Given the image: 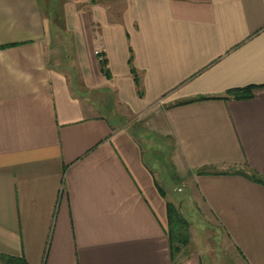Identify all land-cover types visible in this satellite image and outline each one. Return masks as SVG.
I'll use <instances>...</instances> for the list:
<instances>
[{
  "label": "crops",
  "instance_id": "crops-1",
  "mask_svg": "<svg viewBox=\"0 0 264 264\" xmlns=\"http://www.w3.org/2000/svg\"><path fill=\"white\" fill-rule=\"evenodd\" d=\"M249 172L264 176V0H0V256L207 264L172 253L175 176L231 264H264V186Z\"/></svg>",
  "mask_w": 264,
  "mask_h": 264
},
{
  "label": "rangeland",
  "instance_id": "rangeland-1",
  "mask_svg": "<svg viewBox=\"0 0 264 264\" xmlns=\"http://www.w3.org/2000/svg\"><path fill=\"white\" fill-rule=\"evenodd\" d=\"M55 37V46L59 47L64 52L66 57H70L72 54V49L74 48L73 38L69 35H65L62 31H59L54 35ZM68 66L70 61L67 59L65 62ZM122 112L117 110V112ZM111 112V110H110ZM111 114H113L111 112ZM138 116H129V123L133 129H145L146 124L144 121L139 119ZM162 145L163 140L149 141L146 140L145 145L146 149H154L155 154L162 156V159L165 160V155L168 153L167 146L160 147L159 143ZM163 150L162 152H159ZM153 152V151H152ZM148 162L151 165H155L153 153H148ZM165 167V164H162ZM167 169V168H166ZM168 185L171 186L170 181ZM167 191L172 193L174 205L179 209L183 218L189 224V242L186 247L182 248L180 254H189L192 252H201L207 264H231L232 257L231 251H228L227 246H225L224 238L217 229V225L209 216L207 210L205 209L203 202L195 194L194 190L187 185V183L180 181L174 176V188L168 187ZM227 245V244H226ZM233 260V259H232Z\"/></svg>",
  "mask_w": 264,
  "mask_h": 264
},
{
  "label": "trees",
  "instance_id": "trees-1",
  "mask_svg": "<svg viewBox=\"0 0 264 264\" xmlns=\"http://www.w3.org/2000/svg\"><path fill=\"white\" fill-rule=\"evenodd\" d=\"M100 66L102 67V72L105 76H109L107 63L103 59L100 62ZM254 97V89L247 90H239L230 92L225 98H218L219 100H237V101H245L251 100ZM208 99L201 98L194 102L206 101ZM191 102V103H194ZM245 176L250 178L252 181L264 186V176H260L255 172L245 173ZM168 235L172 245V253L174 256L180 254L183 247H186L189 242V224L183 218L179 209L173 205L168 204ZM0 261L2 264H26L21 259H16L8 256H0Z\"/></svg>",
  "mask_w": 264,
  "mask_h": 264
},
{
  "label": "built area",
  "instance_id": "built-area-1",
  "mask_svg": "<svg viewBox=\"0 0 264 264\" xmlns=\"http://www.w3.org/2000/svg\"><path fill=\"white\" fill-rule=\"evenodd\" d=\"M97 54H98V56H100V58H99L100 60L99 61L101 62L104 58L101 56L100 52H98Z\"/></svg>",
  "mask_w": 264,
  "mask_h": 264
}]
</instances>
